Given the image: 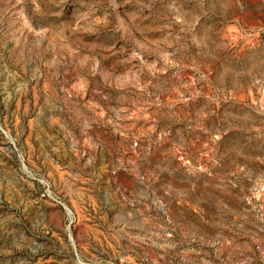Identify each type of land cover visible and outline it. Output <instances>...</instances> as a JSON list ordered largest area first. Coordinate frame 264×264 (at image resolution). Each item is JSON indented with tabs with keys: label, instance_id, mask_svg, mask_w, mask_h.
<instances>
[{
	"label": "rangeland",
	"instance_id": "obj_1",
	"mask_svg": "<svg viewBox=\"0 0 264 264\" xmlns=\"http://www.w3.org/2000/svg\"><path fill=\"white\" fill-rule=\"evenodd\" d=\"M0 264H264V0H0Z\"/></svg>",
	"mask_w": 264,
	"mask_h": 264
}]
</instances>
